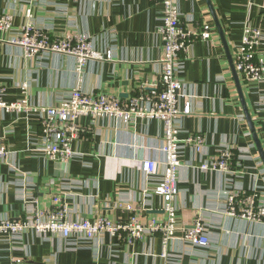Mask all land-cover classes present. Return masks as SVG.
Returning <instances> with one entry per match:
<instances>
[{"label": "crops", "instance_id": "crops-1", "mask_svg": "<svg viewBox=\"0 0 264 264\" xmlns=\"http://www.w3.org/2000/svg\"><path fill=\"white\" fill-rule=\"evenodd\" d=\"M210 1L232 59L245 23L264 33V0ZM27 8L32 9L35 25L46 28L52 37L83 32L96 48L111 50L110 59L91 60L83 69L80 85L86 93L101 92L126 100L140 89L149 91L161 70V0H0V14L12 15L11 29L0 30L2 99L22 98L21 84L27 82L29 106L26 110L0 108V137L11 150L6 161L0 160V216L23 218L36 207L46 211L52 196L59 195L70 207L69 219L104 215L120 220L128 216L120 204L137 205L146 192L141 214L163 218L161 199L151 193L165 159L159 119L138 117L125 125L109 117L81 116L78 125L82 130L72 142L80 155L64 162L36 150L39 114L33 108L53 106L68 97L77 77L74 57L53 52L29 56L13 42ZM179 8L181 22L192 28L210 23L213 37L193 43L192 56L180 74L185 93L194 99L193 112L184 118L179 137L199 133L204 146L201 153L188 144L180 148L176 197L180 224L168 256H159L162 244L158 235L125 244L107 234L66 240L60 234L27 229L12 239L0 234V264H264V218H235L225 206L232 189H257L264 202V164L207 1L179 0ZM257 54L264 60V40ZM238 76L264 150V81L252 85ZM226 146L240 162L230 165L236 170L233 174L199 168L203 160ZM144 160L157 162V173L146 174ZM197 216L207 224L208 246L180 239L182 229Z\"/></svg>", "mask_w": 264, "mask_h": 264}, {"label": "built area", "instance_id": "built-area-1", "mask_svg": "<svg viewBox=\"0 0 264 264\" xmlns=\"http://www.w3.org/2000/svg\"><path fill=\"white\" fill-rule=\"evenodd\" d=\"M162 11L158 34L162 43L160 75L157 82L149 85L150 90L139 92L122 100L117 96L101 92L86 93L80 85L82 72L91 60L110 59V49L96 48L89 35L83 32L52 37L46 28L35 25L33 12L27 8L24 12V23L19 36L13 40L22 46L29 56L42 52H53L74 57V73L77 77L75 86L68 97L53 106L33 108L39 114V144L36 150L47 158L69 161L80 153L73 149L72 142L82 130L78 125L81 116L109 117L125 125L138 117L157 118L163 123V143L161 151L165 156L163 169L151 193L161 199L163 218H144L146 192L138 198V204H120L128 216L114 220L104 215L92 219H69L70 207L59 195L52 196V205L46 210L34 208L32 215L23 218L0 216V234L9 239L19 236L27 229L40 233L60 234L64 239L72 236L84 239L102 238L105 234L119 242L132 244L146 237L158 235L161 239V258L168 256V248L175 238L179 226L178 207V174L181 167L180 148L182 144L190 145L194 152H202L204 138L201 134L179 137L184 118L191 114V94H186L180 78L184 64L192 56V46L197 39L210 40L213 37L212 25L204 23L200 28H192L180 21L179 0H161ZM12 15L0 14V30H10ZM264 40V33L258 27L245 23L242 27L240 43L233 55L234 67L243 81L256 84L264 81V60L257 54V49ZM144 86V84H141ZM28 83L21 84L22 98L6 102L2 99L0 87V108L4 110H26ZM263 103V102H262ZM29 139V138H28ZM11 150L0 137V160L6 161ZM237 155L230 146L221 148L214 156L200 163L202 170L231 172L232 163L239 164ZM142 169L148 175L157 173L158 164L144 160ZM257 189L248 191L230 190L225 198L227 213L235 218L260 221L264 218V202H260ZM36 203V199L34 200ZM36 206V204H34ZM207 224L197 216L193 222L182 229L180 239L191 245L208 246ZM20 262V260H16Z\"/></svg>", "mask_w": 264, "mask_h": 264}, {"label": "water", "instance_id": "water-1", "mask_svg": "<svg viewBox=\"0 0 264 264\" xmlns=\"http://www.w3.org/2000/svg\"><path fill=\"white\" fill-rule=\"evenodd\" d=\"M207 1V4L209 6V9H210V12H211V15H212V18H213V21H214V24L216 26V30L222 40V43H223V46H224V49H225V53H226V56H227V59L229 61V64H230V68H231V72H232V76H233V79H234V82H235V85H236V88H237V91H238V94H239V97H240V100H241V103L243 105V110H244V114H245V118L247 120V123L249 125V128H250V131H251V134H252V137H253V140L255 142V145H256V148L258 150V153H259V156L264 164V150L262 148V145L256 135V132H255V129H254V124H253V121L251 119V116L249 114V111L245 105V101H244V97H243V91H242V86H241V82L239 80V76H238V73L234 67V62H233V59H232V56H231V53H230V50L228 48V44H227V41L224 37V32L221 28V25H220V22L218 21L217 17H216V13L214 11V8H213V5L211 3L210 0H206Z\"/></svg>", "mask_w": 264, "mask_h": 264}, {"label": "rangeland", "instance_id": "rangeland-1", "mask_svg": "<svg viewBox=\"0 0 264 264\" xmlns=\"http://www.w3.org/2000/svg\"><path fill=\"white\" fill-rule=\"evenodd\" d=\"M64 162H67V161H64ZM179 221H180V220H179ZM179 223H180V222H179ZM35 232H36V231H35ZM38 233H40V232H38ZM5 236H6V235H5ZM161 253H162V252H161ZM160 255H161V254H160ZM160 255H159V256H160Z\"/></svg>", "mask_w": 264, "mask_h": 264}]
</instances>
